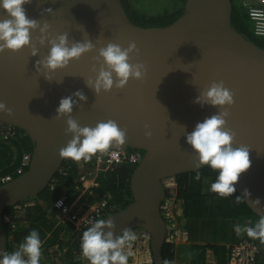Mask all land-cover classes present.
<instances>
[{
  "label": "water",
  "instance_id": "1",
  "mask_svg": "<svg viewBox=\"0 0 264 264\" xmlns=\"http://www.w3.org/2000/svg\"><path fill=\"white\" fill-rule=\"evenodd\" d=\"M23 7L37 26L30 29L28 45L0 51V102L12 110L0 112V121L23 130L33 148L27 170L0 184V253L9 250L5 209L34 201L66 159L59 150L73 134L66 132L68 117L56 115L66 96H72L70 115L81 126L112 119L125 130V143H113L109 149L144 152L130 178L132 201L103 217L114 222V228L103 226L105 233L113 232V239L125 228L147 229L155 264H162L163 180L196 170L198 156L185 134L222 110L201 96L213 82L222 81L233 94L234 103L224 107L229 112L225 127L235 133L234 146L249 147L251 165L241 173L236 191L264 216V48L236 30L232 0H184L183 13L174 22L151 27L134 23L122 0H27ZM10 18L0 8V20ZM64 33L69 47L90 41L93 48L64 67L45 69L38 62L49 54L50 41ZM133 41L138 54H130V63L145 65L143 77L97 93V74L101 66L107 68L99 49L109 42L126 48ZM77 91L86 99L74 95ZM198 96L201 103L195 102Z\"/></svg>",
  "mask_w": 264,
  "mask_h": 264
},
{
  "label": "clouds",
  "instance_id": "2",
  "mask_svg": "<svg viewBox=\"0 0 264 264\" xmlns=\"http://www.w3.org/2000/svg\"><path fill=\"white\" fill-rule=\"evenodd\" d=\"M26 2L27 0H0V8L5 9L11 17L10 19L0 20V41H3V43H0V51H3L4 49L18 51L22 46L29 44L30 29L37 26V21L29 19L26 16L23 7ZM183 6L184 0H182L180 7ZM50 43L52 46L49 50V54L42 61L38 62L48 70H55L64 67L70 59L79 58L83 53L93 48V44L90 41L84 43L76 42L69 47L67 45L66 33L59 35L57 40H52ZM32 52L35 54L36 49L33 48ZM133 52L138 54V49L134 41L129 42L126 48H122L119 44L109 42L105 47L99 49V56L103 58L104 64L107 65V68L101 66L97 74L93 85L97 93H99L101 89L109 91L114 86L116 88H123L130 78L140 79L143 77L146 70L145 65L141 62L130 63V54ZM113 73H115V79ZM89 83L91 84V81H89ZM74 95L79 96L81 100L86 99L84 94L80 91H77ZM201 96L204 97V102L210 103L213 106H220L222 110L206 117L203 121H198L194 129L185 134L186 143L192 147L198 156L195 164L196 173L194 179H200L199 170L206 165L211 169L216 170V178L210 184V188L207 187L205 191H211L224 197L231 196L236 191L235 184L238 182L241 173L245 172L251 165V160L249 159V147L245 145L234 146L233 140L235 133L225 127L226 117H228L229 112L224 106L232 105L234 100L233 94L224 86V83L222 81L213 82L201 93ZM195 102L201 103V97H196ZM73 104L74 101L72 96H66L60 99L59 105L56 108L57 117H68L66 121V132L73 134L72 139L69 140L65 146L60 148L59 155L61 158H70L74 161L84 159L85 162L83 164H85L92 162L90 159L93 154L107 151L113 143H115L117 147L125 143L126 132L119 127L115 120L108 119L106 121H98L95 127L81 126L77 120L70 115L73 112ZM11 111L12 110L8 108L4 102H0V112H7L10 114ZM146 135L150 136L151 133L146 132ZM73 165L77 166L79 169H83L84 167V165L82 168L76 164ZM0 184L3 183L0 182ZM244 192L246 196L250 195L247 188ZM84 193L85 192L81 191L80 194L82 195ZM178 200L179 203H181V200ZM235 202L240 203L243 201L240 196H236ZM24 203L28 204L26 206L22 205V208L18 209L17 205L22 204V202H19L13 205L15 207L10 213L4 214L3 220L8 233L10 225L9 222L5 220V216H9L11 218L10 221L16 222L15 228H19V218L21 219L23 215H26V207L29 206V204L33 205L35 200ZM60 203V201L57 202V207H59ZM254 203L258 204L259 198H257ZM114 205L117 208V204ZM22 209H24L25 212L23 215H20V210ZM54 211L56 213V210ZM180 217H182V214L179 216V219L181 220ZM105 225L110 229L115 227L114 222L111 219L105 220L99 218L96 219L94 223H91L90 227L85 228L80 240L82 254L87 257L90 264H110V262L111 264H128V257L131 253L125 252L124 247L125 245H128L129 247L131 246V242L136 239L135 233L132 229L125 228L120 236L113 239L112 231H108L107 233L103 231V226ZM134 229L148 231L144 228ZM241 230V227L237 225L236 231L240 232ZM244 230L249 237L254 239L258 238L261 243H264V216H260L259 220L254 225L245 226ZM66 232L67 233H63L64 237L70 233L69 230ZM148 232L151 234L150 231ZM63 240L64 238H61L58 240V243L55 245H49L47 248L48 252H50V248L54 250L52 253H55L57 260L56 264H61L59 258L62 256L66 258L67 253H80L79 249H77L78 246L73 242L74 240L72 236L69 241L73 244L71 243L70 245L67 244L63 246ZM56 245L58 246L56 247ZM41 246V239L38 230L32 229L30 234L24 238V241L15 251L11 253H0V264H40ZM60 247L62 250H65L63 253L60 252ZM149 247L153 262L151 244ZM74 250H76L75 253ZM77 261H80V264H84L82 259ZM135 264L148 263L138 261ZM164 264H169V262L165 260Z\"/></svg>",
  "mask_w": 264,
  "mask_h": 264
},
{
  "label": "trees",
  "instance_id": "3",
  "mask_svg": "<svg viewBox=\"0 0 264 264\" xmlns=\"http://www.w3.org/2000/svg\"><path fill=\"white\" fill-rule=\"evenodd\" d=\"M138 2L139 0L136 1V3ZM232 2V23L236 30L264 48V37L253 33L252 23L240 0L239 2L232 0ZM122 3L132 21L144 27L169 25L183 13V7H180L171 12L165 11L162 14L148 15L137 9L130 0H122ZM16 129L18 131L16 138L10 142L0 141V176L8 173H14L16 176L18 167L28 168L29 163L23 158L25 154L31 155L33 146L29 136L23 130ZM68 167L67 175L58 174L53 178V181H56L54 189L48 186L37 195L33 205L26 207V215H23L18 221V224H22L19 225L20 229L9 236L8 253L15 251L32 229L38 230L41 242H44L42 248L45 246L44 248L47 249L49 245L58 243L59 238L63 235L62 230L53 229V222L48 217L55 212L52 208V202L62 194L64 186H70L67 192L69 202H86V195L89 192L91 204L98 198L109 194L110 201L117 204L116 210L127 206L132 201L130 178L134 170L133 166L114 165L107 170H102L98 169L94 163L88 162L84 164L83 169L74 165ZM199 171V180L194 179L196 170L175 176L177 179L176 198L181 200L179 205L182 217L180 218L189 232V240L192 241L189 245L181 246L190 250L191 264H209L206 262L208 248L212 249L216 256L215 264H226L230 256L228 252L231 246L238 243L240 238L252 240L259 246V255L264 257L263 243L258 238L249 237L244 230L245 226L254 225L260 216L250 208L238 191L227 197L205 191L207 187L210 188V184L215 180L216 170L205 165ZM82 175L86 177V181L83 182L84 186L92 179L94 182L85 191L86 195L81 198V190L77 189L76 185H80L78 180ZM167 192L169 193V189L166 190ZM236 196H240L243 202L236 203ZM23 204L24 202H22ZM14 207H7L5 213H10ZM237 225L242 229L240 232L236 231ZM67 230L70 231V229L65 231ZM197 241L205 243L199 244L196 243ZM68 243L72 242L68 241ZM62 245H67V243L62 242ZM178 255L175 246L165 242L162 250V264L165 260L169 264H174ZM69 264H80V261H73Z\"/></svg>",
  "mask_w": 264,
  "mask_h": 264
},
{
  "label": "built area",
  "instance_id": "4",
  "mask_svg": "<svg viewBox=\"0 0 264 264\" xmlns=\"http://www.w3.org/2000/svg\"><path fill=\"white\" fill-rule=\"evenodd\" d=\"M239 2V0H238ZM243 8L248 15L249 20L252 23V31L255 35L264 37V0H240ZM16 127L0 123V141L10 142L17 137ZM31 155L25 154L23 160L30 161ZM143 158V152L140 150L129 151L122 149H108L107 151L92 155V163L96 164L98 169L107 170L114 165H131L136 166ZM65 162L59 168L57 174L67 175L68 166L73 164L78 165L80 168L84 165V159L80 161H74L70 158H66ZM89 161V160H88ZM25 168L18 167L16 170L17 175L25 172ZM16 175V176H17ZM14 173H8L0 176V182L6 183L13 180ZM176 177H168L163 180L165 190L169 189L164 200L161 204V210L163 217L166 221V242L168 243H184L189 241V232L183 226L179 216L182 214L180 209L179 200L176 198L177 181ZM86 181L85 175H82L78 182L80 185H76L77 189L85 192L87 188L93 185L94 179H92L87 185H83ZM56 186V181H52L49 184L51 189ZM68 186H64L62 194L52 202V208H54L58 215L57 225L63 228L70 229V235L74 239V242L78 245V249L82 254L80 248V240L83 231L86 227H90L91 223H94L96 219L103 218L104 216L114 212L116 206L111 203L110 195H104L94 203L78 201H68ZM60 201L59 207L57 202ZM24 203L23 205H27ZM18 209L22 208V204L17 205ZM9 216H5V220L9 222L10 228L16 227V222L10 221ZM135 233L136 239L131 242V246L125 245L124 251L130 252L128 257V263L135 264L140 262H152V255L150 251V239L151 234L148 231L132 229ZM58 245H56L57 247ZM58 250V249H57ZM50 252H54L52 248ZM260 249L257 244L252 240L240 238L238 243H235L230 248V256L226 264H263V257L259 255ZM83 255V254H82ZM84 256V255H83ZM83 261V260H82ZM90 264V263H89Z\"/></svg>",
  "mask_w": 264,
  "mask_h": 264
},
{
  "label": "rangeland",
  "instance_id": "5",
  "mask_svg": "<svg viewBox=\"0 0 264 264\" xmlns=\"http://www.w3.org/2000/svg\"><path fill=\"white\" fill-rule=\"evenodd\" d=\"M136 1L137 0H134V1L130 0V2L134 6H136L137 9H140L142 12H144L148 15L162 14L165 11L171 12V10H175L176 8H179L182 4V0H139L138 3H136ZM84 195H86V194L84 193L80 197L82 198ZM90 197L91 196H90V192H89L86 195V199H85L87 203L89 202ZM24 212H25L24 209L20 210V215H23ZM54 214L56 215L55 212H54ZM62 238H64L63 241L65 243H67L68 245L71 244V243H68V241L71 239L70 233L67 236L65 235V237L63 236ZM75 251L76 250H74V253H75ZM177 253L179 254L178 255L179 259H181V258L187 259L188 257H190V250L188 248H185L184 246L179 247L177 250ZM67 257L68 258H65L62 256L60 263L61 264H67L68 262L77 261L79 259L80 260L82 259L84 264L89 263V260L87 259V257L83 256L82 254H80L78 252H77V254L67 253ZM209 263H211V262H209Z\"/></svg>",
  "mask_w": 264,
  "mask_h": 264
},
{
  "label": "crops",
  "instance_id": "6",
  "mask_svg": "<svg viewBox=\"0 0 264 264\" xmlns=\"http://www.w3.org/2000/svg\"><path fill=\"white\" fill-rule=\"evenodd\" d=\"M85 199V198H84ZM55 210V209H54ZM53 210V211H54ZM52 222H53V228H57V229H61L62 230V233H67L66 231H65V229L66 228H63V227H60L59 225H57V222H58V215H57V212H56V215L54 214V213H52V215H49V217H48ZM20 225H22V224H20ZM59 226V227H58ZM55 228V229H56ZM18 229H20V227L19 228H9V236H10V234H13L14 232H16ZM48 235L50 234V233H47ZM63 237V235L59 238V239H61ZM45 242H46V239H45ZM59 242V241H58ZM42 243H44L43 241L41 242V245H42ZM192 243V241L191 240H189V241H186V242H184V243H171V244H173L174 246H175V250H176V253H177V250H178V248H179V246H181V245H189V244H191ZM196 243H199V244H202V243H205V242H196ZM76 246V245H75ZM60 249H61V247H60ZM78 249V248H77ZM65 250H60V252L61 253H63ZM228 253H230V250H229V252ZM66 258H68L67 257V255H66ZM60 260L62 259V257L61 258H59ZM56 256H55V253H52V252H48V249H46V248H41V256H40V264H56ZM153 262H155L154 261V258H153ZM153 262H151V263H148V264H153ZM206 262L207 263H209V262H211V263H209V264H215L216 263V256H215V254H214V252H213V250L212 249H210V248H208L207 249V251H206ZM70 262H68L67 264H69ZM72 263V262H71ZM84 263V262H83ZM87 264V263H86ZM128 264H130V263H128ZM174 264H191V258L190 257H188L187 259H185V258H181V259H179L178 257H176L175 258V260H174Z\"/></svg>",
  "mask_w": 264,
  "mask_h": 264
},
{
  "label": "bare ground",
  "instance_id": "7",
  "mask_svg": "<svg viewBox=\"0 0 264 264\" xmlns=\"http://www.w3.org/2000/svg\"><path fill=\"white\" fill-rule=\"evenodd\" d=\"M0 123H3V124H7V123H4V122H2V121H0ZM10 125V124H9ZM13 126V125H12ZM17 128V127H16ZM136 150H138V149H133V150H129V151H136Z\"/></svg>",
  "mask_w": 264,
  "mask_h": 264
}]
</instances>
